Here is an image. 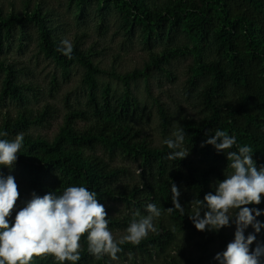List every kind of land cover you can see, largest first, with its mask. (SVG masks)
I'll use <instances>...</instances> for the list:
<instances>
[{"label":"trees","instance_id":"1","mask_svg":"<svg viewBox=\"0 0 264 264\" xmlns=\"http://www.w3.org/2000/svg\"><path fill=\"white\" fill-rule=\"evenodd\" d=\"M93 1L98 10L100 35L106 29L110 14L117 16L119 29L126 36H132L135 29H139L147 50L143 67L126 75H119L113 69H101L95 58L104 54V48H99L98 43L86 46L84 32L74 34L73 51L68 58L58 51L64 37L59 34L58 25L53 26L47 17L50 11L43 0H21L17 7L13 2L6 6L0 4V54L16 29L20 35L19 48L23 49L29 41L26 27L33 26L39 36V52L44 58L52 60L61 70L64 81L69 79L74 65L82 67L87 89L85 109H72L66 102L68 112L53 140L41 134L33 135L32 128L50 127L56 111L49 104L29 107V98L37 99L41 94L40 87L21 81L22 76L31 75L30 69L1 58L0 100L12 101L17 108L0 110V133H7L0 135V139L10 141L18 133L24 134L14 164L26 177V185L32 193L60 195L66 187L85 186L95 192L104 205L109 230L126 229L137 210L147 215L145 209L149 203H155L162 210V215L154 220L156 231L150 232L138 245H122L117 258L151 259L164 254L165 264H180L169 253L165 254L170 248L187 264L212 263V246L218 242L224 251L230 236L223 230L198 231L189 219L193 214L190 204L196 199L202 201L214 190V182L222 181L224 173L227 175L232 170L223 152L218 153L211 145L201 147V144L217 129L226 131L237 138L238 145L252 148L258 170L264 166V0H69L79 12ZM181 37L186 39L185 43L180 42ZM158 44L163 47L157 52ZM208 51L212 59L207 58ZM187 56L191 57V64L187 68L185 94L187 98L196 99L200 117H181L177 121L184 127L183 147L189 150V155L170 161L167 157L172 150L163 141L170 137L173 115L164 102L154 99L162 140L160 146L152 145L148 136L134 124L136 119L142 118L145 108L133 96L130 83L147 79L153 73L171 79L173 75L168 66ZM98 75H107L122 83L120 100L113 103L108 88L98 97L95 79ZM202 81L206 84L197 90ZM58 86V81L52 77L51 96ZM79 121L87 124L78 127ZM97 147H101L110 160L118 154L137 163L141 181L123 182L128 170L111 166L109 161L95 155ZM235 150L234 146L231 151ZM0 174L8 176L1 169ZM172 183L181 193L183 213L165 211L173 207ZM18 191V199L23 201L24 191L19 186ZM110 203L122 204L132 214L112 216V211H119ZM248 207L263 211L264 198L259 205ZM166 219L176 232L196 240L194 246L200 253L197 259H187L183 248L174 243V233ZM257 220L264 224L263 217ZM261 234L263 237L257 242H264V228ZM80 245L81 259L76 264H112L108 255L97 259L88 253L86 235ZM30 264L59 262L45 254L34 256Z\"/></svg>","mask_w":264,"mask_h":264},{"label":"clouds","instance_id":"2","mask_svg":"<svg viewBox=\"0 0 264 264\" xmlns=\"http://www.w3.org/2000/svg\"><path fill=\"white\" fill-rule=\"evenodd\" d=\"M63 55L71 58L73 46L70 40L61 41L58 48ZM176 123L175 131L163 143L172 151L168 159L182 160L189 155L183 147L184 127ZM7 135V133H0ZM24 134L18 133L14 139H0V167L12 168L22 147ZM213 146L218 153L223 152L232 171L222 181H216L213 191L203 200H193L189 216L198 231H215L235 224L234 240L226 249L214 257L219 264H264V242L256 241L264 224L257 217L264 212L249 205H259L264 198V166L259 170L253 160V150L248 145L240 146L237 138L226 131L217 129L201 144ZM235 151H231L233 147ZM172 205L165 211L184 212L180 203V191L172 183ZM18 186L12 175L0 174V264H30L34 256L51 255L59 264L65 261L76 264L81 259L80 241L86 235L87 251L99 259L108 255L117 259L125 244L138 245L150 232H155L154 220L162 215L155 204L146 206L147 215L137 210L123 235L114 237L108 227L107 212L97 199V194L85 186H69L62 194L47 193L43 196L35 192L26 205L16 212L14 221L9 218L19 198ZM203 210V216L201 211ZM251 226L254 233L245 236ZM255 243V248L251 246Z\"/></svg>","mask_w":264,"mask_h":264},{"label":"rangeland","instance_id":"3","mask_svg":"<svg viewBox=\"0 0 264 264\" xmlns=\"http://www.w3.org/2000/svg\"><path fill=\"white\" fill-rule=\"evenodd\" d=\"M20 1L21 0H0V4L6 6L9 2H13L17 7ZM43 1L46 8L50 11L47 17L51 20L53 26L58 25L60 28L59 34L63 36L64 39L71 41L75 33L84 32L87 34L86 46L92 43H98L99 48H104V54L95 58V62L101 69L107 71L113 69L119 75H126L134 69L142 68L147 61V50L142 42L139 29H135L132 36H126L123 31L119 29V22L116 15L110 14L105 22V31L102 35L98 33V10L95 1L88 7L83 8L81 12L77 11L74 5L70 4L69 0ZM26 28L29 33L27 45L23 49L19 48L18 41L20 40V35L18 29H16L12 33V37L5 42L4 48L0 54V59L12 60L17 62L18 65L26 66L30 69L31 75L22 76L21 81L29 82L40 87L41 94L37 99L32 97L29 98V107L40 108L45 104L54 107L56 112L50 121L49 128L36 127L31 129L33 135L41 134L51 141L57 135L62 125L63 117L68 112L65 105L66 102L72 109H85L87 89L83 82L84 69L79 65H74L70 70L69 79L64 81L61 70L55 66L52 60L44 58L43 54L39 52V36L36 28L33 26H28ZM179 40L181 43L186 42L184 37H181ZM162 47L163 45L158 44L155 50L158 52ZM206 56L208 59L213 58L209 51ZM190 64V56L172 62L170 66H168V70L173 75L171 79L153 73L147 79H137L130 83L133 96L136 98L139 105L145 108V113L142 115V118L136 119L134 124L148 136L154 146H160L162 140V136L158 129V117L154 99L164 102L174 117L170 136L175 131V122L181 117H192L194 119L200 117L196 99L192 96L187 98L185 94L187 88V68ZM52 77L56 78L59 86L58 90L51 96L49 94V88ZM1 79L2 77L0 76V81ZM95 79L98 84L97 95L99 98L105 88L109 89V95L113 103H116L122 98L123 85L119 80L107 75H98ZM205 84L206 81L200 82L197 90H200ZM5 108L14 111L17 105L9 100H0V110ZM86 124V122H77V126L81 128ZM93 153L109 161L111 166L125 167L128 170V176L123 179V182L131 184L141 181L140 170L137 163L124 159L118 154L114 155L113 159L110 160L101 147H97ZM0 169L8 175H12L17 185L24 191L23 201L18 199L9 218V220L13 222L16 212L22 209L31 199L32 192L28 189L26 177L18 166L14 164L11 169L7 167H0ZM215 183L216 181L213 184L214 187ZM109 205H113L117 211H119V213L112 211L110 213L112 216L132 214L128 212L122 204L110 203ZM262 212H264V210ZM261 217L264 218V215H261ZM166 224L174 233V243L183 248L185 257L190 260L197 259L200 253L194 246L196 240L187 239L183 233L176 232L168 219H166ZM221 230L230 236V242L234 240V222H230L229 227L222 228ZM110 231L114 237L118 239L124 234L125 229ZM249 233H254V229L251 226L245 230V236ZM262 237L263 235L260 231V233L256 234V241H259ZM251 247H253V245ZM171 251L172 250L168 248L165 254L169 253L171 257L177 259L180 264H187L185 260ZM222 251L218 242H216L211 249V252H213V261L212 263L205 264H219L214 257L217 253ZM164 258V254H158L151 259L147 257L127 256L125 259L117 258L113 260L110 257V262L112 264H165Z\"/></svg>","mask_w":264,"mask_h":264}]
</instances>
